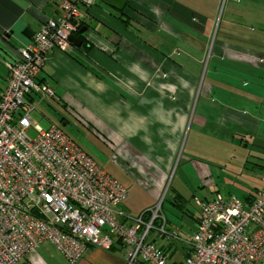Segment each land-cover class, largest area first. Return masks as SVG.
I'll return each instance as SVG.
<instances>
[{"label":"crops","instance_id":"obj_1","mask_svg":"<svg viewBox=\"0 0 264 264\" xmlns=\"http://www.w3.org/2000/svg\"><path fill=\"white\" fill-rule=\"evenodd\" d=\"M93 1L90 7H79L82 30L86 28L83 38L92 48L50 52L38 80L50 85L66 110L101 133L115 152L112 160L124 150L135 158L138 172L128 181L106 171L129 192L120 205L126 217L136 216L135 210L153 209L171 189L169 202L160 203L167 235L154 230L148 240L165 251L172 264H184L199 223L195 199L209 201L221 194L251 204L264 191V48L235 54L238 59L232 66H246L248 83L239 84L240 90L238 81L230 88L220 84L231 101L219 107L211 102L216 89L212 81L201 85L198 74L192 76L205 65L211 35L202 0H130L123 13L102 0ZM59 3L0 0V99L7 87L6 61L31 43L27 29L36 35L58 14ZM140 27L150 33L153 44L140 40ZM212 70L219 71L220 65ZM199 90L198 105L201 100L204 105L190 126L196 130H187ZM36 96L28 98V104L34 105ZM229 145L235 149L226 160L223 149ZM182 160V181L171 186ZM133 192L138 200L130 201ZM27 262L70 264L49 243L33 251ZM78 264L129 263L117 245L112 251L89 246Z\"/></svg>","mask_w":264,"mask_h":264},{"label":"built area","instance_id":"obj_2","mask_svg":"<svg viewBox=\"0 0 264 264\" xmlns=\"http://www.w3.org/2000/svg\"><path fill=\"white\" fill-rule=\"evenodd\" d=\"M93 4L60 0L58 14L5 63L0 264H31L28 256L46 243L70 264H78L89 246L109 251L119 241L129 264H172L169 255L148 240L154 230L167 235L161 204L139 218L126 217L117 208L128 198V190L61 128L40 129L31 117V96L57 100L50 85L38 80L48 54L70 50V38L82 18L79 7ZM261 178L264 183V168ZM195 202L199 223L184 264H264V191L251 204L221 194ZM157 220L162 224L155 228Z\"/></svg>","mask_w":264,"mask_h":264},{"label":"rangeland","instance_id":"obj_3","mask_svg":"<svg viewBox=\"0 0 264 264\" xmlns=\"http://www.w3.org/2000/svg\"><path fill=\"white\" fill-rule=\"evenodd\" d=\"M202 3L206 4L205 6L207 7V30L211 35L208 41V51L204 61L205 65L201 72H192V76L198 74L197 77L200 79L201 85L207 84V86H209L212 81V86L216 89L213 91L214 94L213 97H211V102L220 107L221 102L224 101L228 103L231 101V94L229 91H227L228 93L223 92L225 89L221 88V85L224 84L223 86L227 85L230 88V85L234 81H238L239 83L236 89L240 90L239 84L244 85L248 83V81H246L248 74L246 66H232L235 64L236 59H238L235 54L239 50L246 52L251 49L255 51L259 48H264V0H202ZM141 28L142 27L138 28L140 29V40L147 42L149 45L150 43L153 44L150 33L148 31H143L146 29L142 30ZM214 50L215 55L213 53ZM227 50H229V52L226 54ZM220 51H222V53H220ZM221 55H223V57H220ZM174 56L180 59L177 52ZM174 60L176 61V59ZM240 60L239 58V62ZM216 63L220 65V70L214 72L212 69ZM209 64L212 65L210 68ZM233 86L232 88L234 90L235 87ZM229 88H226V90ZM199 92L200 90L197 92L194 100L191 120L187 130H196L195 126H193L192 129H190V126L193 118L198 117L204 105L202 100L198 105ZM234 93L241 94L238 91ZM239 102L240 105L243 104L241 98H239ZM197 106L198 108L196 110ZM206 106L209 107L208 104H206ZM213 106L214 105H211L210 108H214ZM34 108L31 117L36 123L35 126L37 125L38 128L43 130L48 129L53 124L60 127L108 173L118 175L123 180L128 181V177L131 178L133 174L138 172V163L135 158L132 160L130 154L126 153L125 150L121 155L115 156L114 160H112L111 157L115 155V152L110 149V146L107 144V141L104 140L101 133L98 130L89 129L85 122L79 120L77 116L72 113V110H66L64 102H58L52 97L42 98L36 96ZM63 119H65L66 126H64V123H61ZM207 130H209V126ZM31 135L35 136L33 132H31ZM234 149L235 147L230 145L224 147V158L226 160L228 155L233 153ZM181 154L180 157L183 156V153ZM184 156H186V154ZM184 168L183 160L180 164L177 163L170 179L171 186H178L182 181L180 180V175H182ZM177 169L180 170L179 174H177ZM170 192L171 189L170 191L167 190L161 201L153 207L156 208L164 201V203L167 204L171 196ZM133 200H138V193L133 192L131 194L130 201ZM120 209L123 208L119 206L117 210L120 211ZM147 209L141 212L135 210L134 213L136 216H133L131 219L139 218ZM128 223H130V220Z\"/></svg>","mask_w":264,"mask_h":264},{"label":"water","instance_id":"obj_4","mask_svg":"<svg viewBox=\"0 0 264 264\" xmlns=\"http://www.w3.org/2000/svg\"><path fill=\"white\" fill-rule=\"evenodd\" d=\"M102 1L104 4L120 12L123 11L127 5L126 0H102ZM85 31H86V28L81 30L80 33L83 34ZM25 34L31 39L34 38L35 36V32L30 29H27L25 31ZM70 42L79 48L83 46L82 40H80L76 35L71 36Z\"/></svg>","mask_w":264,"mask_h":264},{"label":"trees","instance_id":"obj_5","mask_svg":"<svg viewBox=\"0 0 264 264\" xmlns=\"http://www.w3.org/2000/svg\"><path fill=\"white\" fill-rule=\"evenodd\" d=\"M127 1V5H128V3L130 2V0H126ZM126 5V6H127ZM125 10V9H124ZM124 11H122L121 13H123ZM124 22L125 23H128L129 24V21L126 19V20H124ZM78 23H79V27H78V30H77V32H76V36L80 39V40H82V42H83V46L82 47H84V48H88V49H90V48H92V46L89 44V43H87L86 42V40L83 38V34H81L80 33V31L82 30V28L84 27V20L83 19H80V20H78ZM71 45L72 46H75L74 44H72L71 43ZM42 70H43V66H42ZM41 70V71H42ZM41 73V72H40ZM41 82H43V81H41ZM65 120L63 119L62 121H61V123H63ZM60 128V127H59ZM79 146V145H78ZM80 147V146H79ZM90 156V155H89ZM91 157V156H90ZM263 168H264V165L261 167V177H262V170H263ZM217 195H219V194H217ZM216 195V196H217ZM161 208H162V205H161ZM146 215V214H145ZM162 224V221L161 220H157L155 223H154V227L155 228H157V227H159L160 225ZM117 245H119V246H122V243L119 241L118 243H117ZM116 245V246H117ZM115 248V246L112 248V249H110L109 251H112L113 249ZM122 249H123V247H122ZM140 264H142V263H140Z\"/></svg>","mask_w":264,"mask_h":264}]
</instances>
